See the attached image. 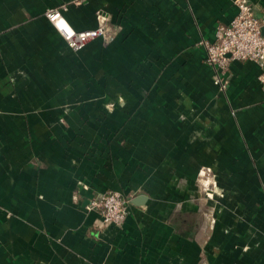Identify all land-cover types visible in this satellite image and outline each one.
Instances as JSON below:
<instances>
[{
	"label": "crops",
	"instance_id": "1",
	"mask_svg": "<svg viewBox=\"0 0 264 264\" xmlns=\"http://www.w3.org/2000/svg\"><path fill=\"white\" fill-rule=\"evenodd\" d=\"M264 8V0H249ZM109 36L74 50L47 18ZM235 0H0V264H264V82L198 42ZM131 198L121 227L90 201Z\"/></svg>",
	"mask_w": 264,
	"mask_h": 264
},
{
	"label": "built area",
	"instance_id": "2",
	"mask_svg": "<svg viewBox=\"0 0 264 264\" xmlns=\"http://www.w3.org/2000/svg\"><path fill=\"white\" fill-rule=\"evenodd\" d=\"M238 12L228 23H218L213 41L202 38L198 44L205 51V62L213 70V81L223 92L229 80L225 72L232 61H252L260 65L259 79L264 82V8L249 0H235ZM66 6L52 7L46 11L47 18L74 50L83 48L91 39L109 36L108 23L103 22L96 28L76 29L65 17ZM131 198L116 190H109L93 198L88 209H95L104 224L121 227L129 213Z\"/></svg>",
	"mask_w": 264,
	"mask_h": 264
},
{
	"label": "water",
	"instance_id": "3",
	"mask_svg": "<svg viewBox=\"0 0 264 264\" xmlns=\"http://www.w3.org/2000/svg\"><path fill=\"white\" fill-rule=\"evenodd\" d=\"M262 33H263V35H264V27L262 28Z\"/></svg>",
	"mask_w": 264,
	"mask_h": 264
}]
</instances>
